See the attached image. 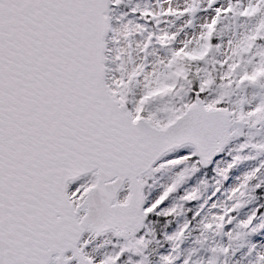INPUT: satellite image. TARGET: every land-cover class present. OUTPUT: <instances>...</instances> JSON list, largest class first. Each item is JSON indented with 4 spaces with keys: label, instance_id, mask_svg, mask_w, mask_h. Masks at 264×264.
I'll return each mask as SVG.
<instances>
[{
    "label": "snow or ice",
    "instance_id": "1",
    "mask_svg": "<svg viewBox=\"0 0 264 264\" xmlns=\"http://www.w3.org/2000/svg\"><path fill=\"white\" fill-rule=\"evenodd\" d=\"M0 264H264V0H0Z\"/></svg>",
    "mask_w": 264,
    "mask_h": 264
}]
</instances>
